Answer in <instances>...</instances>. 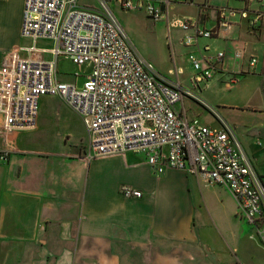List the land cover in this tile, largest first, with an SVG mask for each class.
<instances>
[{"label": "crops", "instance_id": "0c3cea01", "mask_svg": "<svg viewBox=\"0 0 264 264\" xmlns=\"http://www.w3.org/2000/svg\"><path fill=\"white\" fill-rule=\"evenodd\" d=\"M169 1L170 20H196L204 30L216 27L223 2L248 11V19L237 15L217 37L191 46L183 45L181 29L153 26L182 86L194 74L189 54L216 63L212 80L195 93L232 127L264 184V19L250 24L264 5ZM23 8L24 0H0V65L16 52L25 57L21 48L32 44L21 36ZM36 47L49 50L52 43L39 40ZM251 57L258 60L254 70L229 84L232 74L248 70ZM40 129L37 116L35 130L0 136V152L9 151L0 160V264H264V246L237 217V202L225 187L182 170L154 173L141 153L88 159L81 141L45 142ZM123 187L142 196L126 198Z\"/></svg>", "mask_w": 264, "mask_h": 264}, {"label": "built area", "instance_id": "2783aa9c", "mask_svg": "<svg viewBox=\"0 0 264 264\" xmlns=\"http://www.w3.org/2000/svg\"><path fill=\"white\" fill-rule=\"evenodd\" d=\"M241 1L264 5V0ZM96 2V9H88L78 0H24L21 36L32 44L21 48L25 57L16 52L0 65V136L35 130L39 100L56 97L81 118L88 159L141 153L154 173L166 168L182 170L208 184L225 187L237 202V217L252 226L264 246L262 177L232 127L195 93L212 80L216 63L189 54L194 71L189 86L178 81L181 72L176 66L169 71L174 76L169 80L135 50L112 12L114 4L124 12L143 10L153 22H165L168 31L181 29L183 45L191 46L200 38L217 37L237 15L248 19L246 8H219L216 27L204 30L196 20H170L169 0ZM259 19H264V12H256L250 24ZM39 40L50 41L51 49L37 48ZM45 53L50 59L43 57ZM240 56L236 53L237 58ZM222 57V52L217 53V61ZM62 59L78 67L90 64L91 71L81 87L59 80L57 64ZM257 62L251 57L248 70L232 74L229 84L237 83L243 73H251ZM188 99L213 115L219 128L188 118L183 105ZM261 126L264 129V112ZM8 156V150L0 152V160ZM121 193L126 198L142 196L129 187H123Z\"/></svg>", "mask_w": 264, "mask_h": 264}, {"label": "rangeland", "instance_id": "374dc122", "mask_svg": "<svg viewBox=\"0 0 264 264\" xmlns=\"http://www.w3.org/2000/svg\"><path fill=\"white\" fill-rule=\"evenodd\" d=\"M230 2L233 5L235 0H230ZM80 3H84L89 8L97 7L96 0H79ZM218 6L233 8L228 7L226 2ZM112 12L141 57L150 63L158 74L169 80L174 78L168 71L174 68L173 59L169 58L161 30L153 26V24L161 22L154 23L143 10L124 12L117 4L112 6ZM174 31L173 35L180 38L182 32L177 29ZM57 71L59 79L71 83L75 82L77 87H81L91 71V66L87 63L78 67L71 61L62 59L57 64ZM184 107L187 117L194 116L200 123L214 129L218 128V123L213 115L202 109L197 103L189 99L184 100ZM38 122L41 127L39 130L41 136L39 137L45 142L60 137H63L66 143L78 140L81 141L80 150L86 142V133L81 118L56 97L46 96L39 100Z\"/></svg>", "mask_w": 264, "mask_h": 264}]
</instances>
